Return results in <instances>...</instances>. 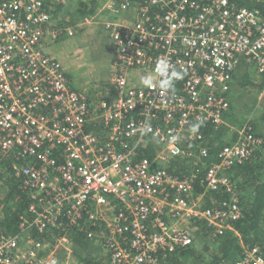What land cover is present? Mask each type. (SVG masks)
Segmentation results:
<instances>
[{
  "label": "built area",
  "instance_id": "2783aa9c",
  "mask_svg": "<svg viewBox=\"0 0 264 264\" xmlns=\"http://www.w3.org/2000/svg\"><path fill=\"white\" fill-rule=\"evenodd\" d=\"M45 2L0 0V172L9 160L35 215L22 218L17 235L0 227V264H64L59 250L73 243L70 226L100 241L111 264H166L168 254L193 243L198 219L216 234L232 228L242 211L225 169L264 143L250 120L233 127L236 141L202 179L230 200L206 207L195 195L196 174L179 177L167 165L196 155L194 142L200 156L208 155L203 129L226 124L242 60L264 81L260 10L230 0H105L100 19L93 15L87 24L100 20L111 34L114 68L93 107L44 49L46 40L74 36L85 23L58 26ZM160 61L184 73L174 90L160 87ZM145 75L153 77L151 88L140 83ZM93 120L104 123L106 139L90 129ZM150 143L153 157L140 155ZM35 227L56 232L54 240H28ZM235 264H264V244L243 245Z\"/></svg>",
  "mask_w": 264,
  "mask_h": 264
},
{
  "label": "trees",
  "instance_id": "16d2710c",
  "mask_svg": "<svg viewBox=\"0 0 264 264\" xmlns=\"http://www.w3.org/2000/svg\"><path fill=\"white\" fill-rule=\"evenodd\" d=\"M232 3L238 6H246L249 8L259 9L261 15L264 18V0H230ZM105 0H78L76 3V10L70 12L65 18L59 16V10H61L62 4L53 0H46L45 4L51 11L53 20L59 19V25L63 26L66 18H69V25H76L84 17H91L95 14ZM97 12V11H96ZM71 17V18H70ZM57 22V24H58ZM77 28L78 25H77ZM59 39H62L61 37ZM244 60H242V64ZM240 64L235 76L234 81L241 87L249 88L250 91L256 94L264 92V81H251L250 75L246 69L243 70V65ZM233 88V85H232ZM232 93H230V98ZM93 97V96H92ZM231 106H233L231 100ZM232 111V107L230 108ZM229 122L231 127H224L217 132H213L211 126L206 125L203 129L205 132V138L202 141L201 146L209 149L207 156H200L198 148L200 143L194 142L192 148L197 152L188 158H179L167 165V170L179 177H189L196 174L195 181V195L204 197L206 207H213L220 205L224 200H230L231 194L224 188L208 189L206 182H202L205 178L207 169L219 162L218 153L227 144H232L237 139V133L233 130V125H242L244 122L238 123L235 121L234 116L229 114ZM257 120H250V126H252V132L258 138L264 140V130L260 128V122L264 117ZM240 122V121H239ZM95 125V126H94ZM94 126V127H93ZM106 126L103 122H94L90 125V129L96 130L95 132L103 139H106ZM236 129V128H234ZM98 130V132H97ZM101 130V131H100ZM231 133L232 140L225 141L223 139V131ZM221 132V133H220ZM155 150L150 143L149 148L140 149V155L153 157ZM200 156V159L198 158ZM12 169L10 161L4 162V167L0 172V182L6 187L5 196L1 201L2 219L0 221V227L7 235H17L21 232L18 227L19 222L23 217L32 221L35 215L29 211L30 199L26 192L21 187L22 181L12 175ZM225 173L231 177L234 181L240 197L239 205L242 211L240 218L231 222L232 228L226 229L222 234H216L214 230L207 224L205 220H196L193 224L194 241L192 244L184 247L177 248L174 252L166 256V264H235L237 259L243 251V245H256L264 244V143L257 149L254 154L246 161L242 163H236L227 169ZM6 174V175H5ZM67 222L68 219L60 222ZM71 227V226H70ZM68 227V236L73 240L75 248L73 249L74 255L78 257L83 263L81 264H111V259L104 256L83 258L80 255L78 248L87 249L94 245H100L103 249V245L100 241H94L89 239L83 231H77L75 227ZM67 228V229H68ZM71 229V230H70ZM56 231H62L57 229ZM56 232L40 233L35 227L30 230L27 235L28 240L37 239L42 242H52ZM216 235V236H214ZM77 249V250H76ZM207 250V256L202 252ZM104 251V249H103ZM60 257L62 254H59Z\"/></svg>",
  "mask_w": 264,
  "mask_h": 264
},
{
  "label": "rangeland",
  "instance_id": "374dc122",
  "mask_svg": "<svg viewBox=\"0 0 264 264\" xmlns=\"http://www.w3.org/2000/svg\"><path fill=\"white\" fill-rule=\"evenodd\" d=\"M78 0H64L62 2L61 10H59V16L65 18V16L70 13L74 12L76 8V3ZM60 3V2H59ZM93 16V15H92ZM71 18V17H70ZM90 17H84L79 21L77 24L85 23V25H78L80 34H76L74 37V41H77V43H84L82 44L83 50H82V57L77 61V69L78 72L71 70L73 85L75 87L80 86L82 80L86 82V84L83 85V87L80 89L81 91L86 92H92V87H94L93 83L96 81L97 83L106 82L108 80V75L112 73V68L110 70L109 66V58H111V39L103 33V27L102 25L100 27H97V25H88L87 20ZM58 21L60 18H57ZM69 18H66L65 23L63 26H70ZM100 22V20H99ZM76 24V25H77ZM58 26H60L58 24ZM82 33V34H81ZM92 33V34H91ZM91 34V35H90ZM90 35V36H89ZM63 40V39H62ZM61 40V41H62ZM93 42L95 44H98L100 46H103V50L98 47L97 49H94V47L91 45ZM78 45V44H77ZM71 49V48H70ZM104 51V52H103ZM108 57V59H107ZM66 62V61H65ZM64 63V62H63ZM66 64V63H64ZM67 66V65H66ZM110 70V71H109ZM256 76V75H255ZM257 77V76H256ZM104 78V81H99L100 79ZM82 79V80H81ZM260 78L257 77V79H254L256 82L261 81L258 80ZM98 80V81H97ZM91 83V85H90ZM103 86V85H102ZM101 87V86H100ZM241 92L238 95L237 104L233 103V109L235 110L237 120L241 121L243 120H262V111L264 110V93H258L257 96L253 91H250L249 88L243 86V88L239 89ZM252 117V118H251ZM253 120V121H254ZM94 121V120H93ZM98 120H95L94 122H97ZM95 126V125H94ZM93 126V127H94ZM239 126V125H237ZM260 128L261 130H264V124L263 121L260 122ZM102 130H105L104 127H102ZM95 132L96 130H93ZM101 131V130H100ZM98 132V130H97ZM6 175V174H5ZM0 182V209H1V201L3 200L5 196L6 187L1 184ZM75 248L74 243L71 244V246H64L61 250H59V254L61 255V259L64 262V264H81L83 263L81 260L78 259L76 255H74L73 249ZM77 250V249H76ZM79 251L80 255H82L83 258H90V257H103V249L100 245H94L87 249L78 248L77 252ZM204 255L207 256V250L202 252Z\"/></svg>",
  "mask_w": 264,
  "mask_h": 264
},
{
  "label": "crops",
  "instance_id": "0c3cea01",
  "mask_svg": "<svg viewBox=\"0 0 264 264\" xmlns=\"http://www.w3.org/2000/svg\"><path fill=\"white\" fill-rule=\"evenodd\" d=\"M53 1L58 2V3L60 2L62 4L61 1H64V0H53ZM96 11H98V10H96ZM96 11H95V14H93V15H95L94 17H96L97 19H100L99 17H97V14H99V12H96ZM67 15H69V13ZM108 15L109 14H105L104 16H108ZM54 21L57 23L58 22V19L53 20V22ZM58 24H59V22H58ZM92 25H97V27H100L101 26V24H99V22L98 23H94ZM72 26L73 27H76V25H72ZM61 27H65V26H61ZM79 30H80L79 28H76V33H74V34L75 35L76 34H80V31ZM103 33L105 35H107L111 39V41H110L111 43L110 44H111V47H113V48H112V51L110 52L111 53V58L108 59V57H107V59L109 60L110 70H111V68L113 70V68H114L113 61H114V57H115V45H114V41L112 39L111 34L109 32H107L106 29H104V27H103ZM75 35L74 36L62 35L61 38L63 40L62 39H58L56 42L51 41V40H46L45 41V45H44V49H45V51L47 53H49L50 55L54 56V58H57L58 60L61 61V63L64 66V70L66 72V75L68 77V80H69L71 86L74 87L77 91L84 92V91H81L80 89L83 87L84 84H86V82H84L81 79L82 82H81L80 86L75 87L73 85L72 75H71V72H70L71 70H74V71L78 72V69H77V64L78 63H77L76 59L78 58L80 60L81 57H82L81 55L83 54L82 53V50H83L82 44H84V43H77V41H74ZM91 45L94 47V49H97L98 47H100L102 50L104 49L103 46H100L98 44H95V42H93ZM63 62L66 63V64H64ZM243 63L244 64H242V63L241 64L243 65V70H244V69L247 68L246 61L244 60ZM247 65H248V63H247ZM246 70L248 71V73L250 75L251 81H255L254 79H257V77H258L256 75L255 67L252 66V65H250V67L248 69H246ZM108 78H109V75H108ZM258 78H260V77H258ZM258 80H261V78L258 79ZM99 81H104V78L100 79ZM92 83L94 85V87H92V92H88V90H87L86 91V94L88 95V97L91 98V102H92L93 107H96L99 104V97H95L94 95L98 91V89L102 87V85L104 86V83L105 82H102L100 84V83H97L96 81H94ZM90 85H91V83H90ZM232 85H233V88H232V95H231L232 98H231V100H232V103L238 105L237 104V99H238V95L241 93L239 91V89H241L243 87L237 85V82H235V81H234V84L232 82ZM260 93H264V92H260ZM255 95L257 96V94H254L253 97ZM231 107H232V111H229L225 115V123L226 124L221 127V131L224 130V127H229L231 125V122H229V120H228L230 118L229 117V114H232L234 116L235 121H237L238 123H241V121L239 122L237 120V116H236L235 110L233 109V106H231ZM262 117H264V110L262 111ZM252 120H254V119H252ZM242 122H243V120H242ZM263 124H264V118H263ZM233 126H237V125L234 124ZM223 134H224L223 139L225 141H228L229 139L232 140V136L233 135L231 133H228V130H227V132L223 131Z\"/></svg>",
  "mask_w": 264,
  "mask_h": 264
},
{
  "label": "clouds",
  "instance_id": "9594fccd",
  "mask_svg": "<svg viewBox=\"0 0 264 264\" xmlns=\"http://www.w3.org/2000/svg\"><path fill=\"white\" fill-rule=\"evenodd\" d=\"M156 72L160 74L163 79L160 81V87L163 90H174L175 81L182 79L184 73L177 71L174 66L170 65L167 61L158 62ZM263 81V80H261ZM140 83L144 87L151 88L153 86V77L145 75L141 77ZM203 124V119L191 125L190 131L192 134L198 132L200 126ZM173 140H178V137H173Z\"/></svg>",
  "mask_w": 264,
  "mask_h": 264
},
{
  "label": "bare ground",
  "instance_id": "6f19581e",
  "mask_svg": "<svg viewBox=\"0 0 264 264\" xmlns=\"http://www.w3.org/2000/svg\"><path fill=\"white\" fill-rule=\"evenodd\" d=\"M238 200L240 201V197L238 196Z\"/></svg>",
  "mask_w": 264,
  "mask_h": 264
}]
</instances>
